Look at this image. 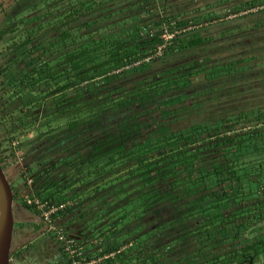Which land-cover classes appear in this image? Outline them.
Masks as SVG:
<instances>
[{
  "label": "flooded vegetation",
  "instance_id": "flooded-vegetation-1",
  "mask_svg": "<svg viewBox=\"0 0 264 264\" xmlns=\"http://www.w3.org/2000/svg\"><path fill=\"white\" fill-rule=\"evenodd\" d=\"M127 2L134 5L126 7L125 12L136 11L145 4V8L155 11L148 17L163 16L160 11L166 5L173 14L192 3ZM225 2L216 1L222 8L231 6L230 10L237 6L233 1ZM210 37L204 46L219 40L214 35ZM33 42H37L36 36ZM198 47L150 59L138 69L100 81L90 95H99V103H105L101 117L82 125L73 136L63 134L56 140L36 141L33 154L44 147V141H50L53 152L64 153L55 160L62 177L72 167L62 164L63 157L87 155L92 146L98 148L95 151L100 158H108L112 150L127 156L116 169L117 175H124L118 186L126 183L123 187L128 190L127 200L132 197L129 189L135 190L134 196L147 195L145 211L136 219V225L143 224V243L136 248V242L129 240L131 253L138 257L136 264H264V165L258 158L248 161L251 154L259 157L264 150V106L259 101L246 100L244 91L246 77L259 74L258 66H247L248 58H214V49ZM229 63H234L236 69L226 71L224 66ZM216 65H220L221 73L209 77L207 70ZM23 66L20 63V70ZM115 97L128 98L127 103L117 107L119 100H113ZM125 124L129 130L122 132ZM196 125L206 128L197 131L190 145L176 148L173 157L165 153L166 146L159 147L165 144L168 132L193 129ZM14 140L21 143L19 138ZM153 143L157 145L151 152ZM18 147L12 145L16 154ZM122 147L126 150L122 151ZM142 148L143 163L139 157ZM50 154L56 155H44ZM83 159L80 157L79 163ZM157 159L158 165H148ZM1 166L5 173L9 171V181L18 173L11 163ZM71 176L60 178V186L75 182L77 177ZM82 182L77 181L80 185ZM252 182L259 184L254 188ZM35 212L36 215H14L10 264H65L61 245ZM72 221L60 222L80 234V220L74 225Z\"/></svg>",
  "mask_w": 264,
  "mask_h": 264
},
{
  "label": "trees",
  "instance_id": "trees-1",
  "mask_svg": "<svg viewBox=\"0 0 264 264\" xmlns=\"http://www.w3.org/2000/svg\"><path fill=\"white\" fill-rule=\"evenodd\" d=\"M120 3V0H5L2 2L0 0L2 9L0 10V49L3 50V54L0 55V100L3 98L0 101L1 164L15 165L18 162L17 155L12 150V142L18 138L16 134L34 132L39 123L50 124L48 133L56 130L62 132L56 135L39 133L33 139L35 141L56 140L63 134L73 136L85 123L97 121L106 105L104 102L99 103L97 100L99 95L93 97L90 93L95 92L96 85L100 81L114 78L144 65L147 61H142L141 64L128 70L115 72L155 53L158 45L164 41L160 29L162 24L175 21V27L172 25L170 27L174 31L175 28L183 29L191 24L204 21H209L208 25L212 26L214 23L210 20H215L207 19L203 13L201 14L203 7H199L192 17H185L183 11L180 10L178 13L156 16L150 22H145V18L155 11L145 8V4L138 6L137 12L133 10V13L127 12L129 15L124 11L126 7L121 11H111ZM132 4L127 6V9H130ZM262 4L264 0L261 2L246 0L236 7L253 9ZM17 9L19 12H16ZM257 12H248L242 16ZM141 18L143 21L140 20ZM35 36L37 37L36 43L33 42ZM211 38L203 36L199 30L194 28L181 31L174 35L161 55L151 59L186 48L202 46ZM20 63L24 65L21 70ZM234 66V63H229L224 67L228 70ZM216 67L220 68V65ZM66 88H69L70 92L64 91ZM127 99L113 98V100H119L117 107L125 105ZM127 124L122 127V132L129 130ZM193 127V129L168 132L165 144H160L159 147L166 146L168 150L165 153L169 158L173 157L176 148L190 145L197 131L206 128V126L201 128L199 125ZM180 142L182 145L179 144ZM36 143L31 139L27 143L21 141L18 153L23 158L30 157L36 150ZM23 145H31L30 150L23 152ZM154 145L157 144L151 145V152H153ZM92 147L93 150L84 156L79 153L64 156L62 164L72 166L69 168L71 171L64 175L79 173L77 177L81 176L80 174L91 177L96 173L98 176L100 172H96L91 167L100 157L95 151V148H98ZM125 148L122 147V151L126 150ZM143 149L139 154L142 163ZM113 153L117 152L114 150L108 152L109 160L112 159ZM49 157L50 155L39 157L38 163L42 167L37 173H32L30 165L27 166L35 180L40 177L48 180L43 190L38 191L37 195L54 202H62L69 197L63 195L64 189L58 182L52 184L54 179L51 174L59 163L56 161L45 163ZM80 157L84 159L79 163ZM126 157L123 155L120 158L121 163ZM158 162L157 159L148 165H158ZM80 165L83 167L88 165V171L82 173L83 169ZM10 184L14 192V200H23L21 202L23 207L33 210L34 208L28 205L24 196L21 195L22 187H14L11 181ZM51 184L55 192L51 190L47 193ZM43 191L46 194H41ZM111 242L113 244L110 247L113 249L120 245L115 241ZM123 256L128 257L129 254L124 253Z\"/></svg>",
  "mask_w": 264,
  "mask_h": 264
},
{
  "label": "rangeland",
  "instance_id": "rangeland-1",
  "mask_svg": "<svg viewBox=\"0 0 264 264\" xmlns=\"http://www.w3.org/2000/svg\"><path fill=\"white\" fill-rule=\"evenodd\" d=\"M2 1H5V0H1V2ZM184 1L187 2V0H181V3H184ZM216 1L218 0H191L192 3L188 4L184 8H181V10L183 11L185 17H192L193 15L196 14L195 10L197 8L203 7L202 8L203 11H201V14L203 13L207 17V19L209 18L215 19V20H210V21H213L214 23L212 24V26L208 25L209 21H204L202 23L195 24L196 25L195 29L199 30L203 36L214 35L215 37L219 39L216 42H212L211 44L207 45L211 49H214V51L212 52V55L214 56V58L220 55H224L226 57L232 56L233 58H236V59L248 58L247 66L252 63H257L258 58L261 57L260 55V52H262L261 45L264 46V43L263 44L260 43L261 42L260 40L262 39L264 40V34H262L264 33V31L260 32L262 29L258 30L257 28H255L254 24L256 23V21L259 20L260 15L264 14V10L258 13L248 15V16H242L247 13L248 9L246 8L242 9L239 7L237 8L236 6H234L233 9L230 10L228 8H230L231 6L222 8V6H219V3H216ZM225 1H227L225 3H230L233 1L232 3L234 5H238L244 2L245 0H225ZM261 1L262 0H260V2ZM120 2L121 3L119 6L123 8L131 4V3L128 4L129 2L125 0H120ZM122 5H126V6H122ZM206 5H208V7H206ZM261 6H264V4H262ZM170 8L168 9V5H166L165 7L162 8L164 10L160 11L162 12L161 14H163V16L169 15L171 12ZM257 8L258 7H256L254 9L255 11L253 12H256ZM235 9H238V10H235ZM0 10L2 9L0 8ZM166 11L168 12L166 13ZM130 13H133V12H130ZM155 16L148 17L146 21H149V20L151 21L155 19L156 18ZM200 24H203V26H200ZM258 24H261V22L259 21ZM207 46L202 45L198 47L197 49L199 48L204 49V47L206 49ZM256 47H258V49H256ZM232 68L231 69L228 68V70L226 71H230V70L233 71L236 69L235 67H232ZM238 68H243V67L241 66ZM251 72L255 73V70H251ZM258 72L259 74L256 73L255 76L252 75L250 77H246L247 78L246 85L244 86V91L246 93L245 98L248 101L252 100V102L259 101L263 103V106H264V73L262 76L260 75V70H258ZM206 73L210 77L211 75H219L221 73V70L218 67L215 68L214 66L213 68L208 69ZM256 78L258 80L255 81ZM237 82L239 81H236L235 83ZM49 125L44 124V123H39V126L38 127L36 126V128L34 129V132L29 131L28 133H25V134L18 133L16 135L18 138L21 137L20 139L23 143H27L28 141H30V139L36 143V141L33 139H35V137L39 133L44 132L47 135H56L62 132V131L56 130L54 132L52 131L48 133ZM24 136H27V137H24ZM41 145H43L44 147L40 149L39 152L32 154L30 157L22 158V160H19L15 164V166L13 165L14 170L18 173L13 175L11 179V183L14 187H19V186L22 187V189L20 190L21 195L22 194L24 195V193H28V192H23L24 191L23 188H27L24 186L26 182L24 171H26L27 174H29L28 176L33 178V183H32V186L30 187V190H32L33 188L34 191L38 193V191L43 190L42 188L48 183L47 179L44 180L43 177H40L39 179L35 180L33 175L30 174V171H32V173H37L39 168L42 167V165L40 164L39 166V163H38L39 157L44 156L45 152L56 154L54 156H51L50 154V157L45 160V163L46 161H50V163H53V161L59 159V157L64 154V153L53 152L49 147L50 141H44L43 144ZM22 147H23L22 148L23 152L25 151L28 152L30 150L31 145H25V146L23 145ZM122 156L123 154L113 153L112 159L108 161H107L108 159L107 157H103V158H99L98 160L94 162V166H92L91 169L94 168L96 172L99 171L101 178H103L102 180L101 178H98L100 176L96 177V173L91 175V177L84 176L83 174H80L81 176L77 177L79 173L78 174L76 173L75 175L71 176V178H74V179L77 177L76 181L70 182L68 186L62 185L63 187L62 189H64L63 195L69 197L66 200L68 199L73 200V201L78 200L76 201L78 204V206L76 207L77 211L81 207L83 212L86 215L89 214V211H91L92 213V214H89L88 217H85V218H82L81 216L77 215L75 216V219H73L72 221L73 223H76L77 220H80L79 222H81L80 226L82 228V232L78 235L82 236V238H100L101 237L103 238V246L105 247L109 245V242L112 238L113 240L111 241L113 242L115 241L117 244H123L126 241L134 240V242H136V248H137L143 243L144 235L140 234V228L143 227V224L138 223V225H136V222H137L136 219L139 217V215H142L143 212L145 211V208H146L145 203H146L147 195L142 194L141 196L140 195L134 196L135 190L130 191L129 189V192L131 193L132 197L130 200H127L128 190L127 188L123 187L126 183L124 182L121 184V187L125 188L124 190H122V188L118 186L119 183L117 182L121 181V179L124 177L123 174L117 175L118 171H116V169L119 166H122L121 159H120ZM256 158L260 159L259 162L261 164L263 163L264 165V150L261 152L259 157L255 156L254 154H251L248 157V161L252 160L253 162H255ZM28 164L30 165V171H29V167L27 166ZM97 166L99 167L98 169H97ZM82 169H83V171H81L82 173L85 171L87 172L88 165H85L84 167L82 166ZM8 172L9 171L6 170L7 176L8 178H10V174ZM60 172L61 171L57 172V168H56V170L52 173L54 174L53 178L55 179L52 184L56 182L59 183L60 178L61 180L64 179L62 176L59 175ZM262 176L263 178L261 179V181H264V174H262ZM86 177H89V178H86ZM82 178H83L84 183L82 182L80 185L79 183H77V181H80ZM101 181H104V182H101ZM258 184L259 182H252V187L255 188ZM51 185H49L48 187L49 189L47 193H49L51 190L52 192H55L54 186L53 185L51 186ZM82 185H84V187ZM111 187L114 188L113 191L110 190ZM41 194H46V193L43 191L41 192ZM15 203L16 201L14 202V206H15ZM98 204L100 207H97ZM104 216H107V217H104ZM126 253L129 254V256L128 257L123 256L121 257V260L126 261L128 263L136 264L137 259H138L137 254L131 253V248L127 250Z\"/></svg>",
  "mask_w": 264,
  "mask_h": 264
},
{
  "label": "built area",
  "instance_id": "built-area-1",
  "mask_svg": "<svg viewBox=\"0 0 264 264\" xmlns=\"http://www.w3.org/2000/svg\"><path fill=\"white\" fill-rule=\"evenodd\" d=\"M255 8L248 9L246 14L255 11ZM263 8L264 6H258L256 12ZM175 24V21H172L169 23L166 22L160 26L161 37L164 41L158 45L154 54L148 55L144 59L137 60L132 64H128L115 72H122L124 69L128 70L135 65L137 66L141 64L142 61H149L151 58L161 55L164 48L170 43L175 34L196 28L195 24H191L183 29L175 28L173 31L170 27L171 25L175 27ZM200 26H203V24H200ZM19 143V140H13L12 145L14 148H17ZM16 155L17 161L22 160L23 156L18 152ZM24 172L26 179L25 187L30 188L33 183V178L28 176L29 174H27L26 171ZM23 196L25 202L39 213L42 220L46 223L48 230L55 235L65 253V264H131L121 260V257H123V254L132 247V241H126L125 243L116 246L114 249L110 246L105 247L103 246V238H78L74 235L75 233L71 232L58 220V214L61 211L74 206L76 204L75 201L68 199L62 202H54L30 192L24 193Z\"/></svg>",
  "mask_w": 264,
  "mask_h": 264
},
{
  "label": "water",
  "instance_id": "water-1",
  "mask_svg": "<svg viewBox=\"0 0 264 264\" xmlns=\"http://www.w3.org/2000/svg\"><path fill=\"white\" fill-rule=\"evenodd\" d=\"M97 207H100L99 204ZM77 213L79 214L78 216L83 218L92 214L91 211H89V214L86 215L81 207ZM14 223V192L0 163V264H10ZM68 229L71 230L72 228L69 227ZM74 235L78 238H82V236L78 234Z\"/></svg>",
  "mask_w": 264,
  "mask_h": 264
},
{
  "label": "crops",
  "instance_id": "crops-1",
  "mask_svg": "<svg viewBox=\"0 0 264 264\" xmlns=\"http://www.w3.org/2000/svg\"><path fill=\"white\" fill-rule=\"evenodd\" d=\"M259 21L261 22V24H258ZM263 21H264V14H261L260 17H259V20L256 21V23L254 24L255 25V28H257L258 30H261L262 29L260 32H263L264 31V22ZM228 29H230V28H228ZM262 34H264V33H262ZM260 41H261L260 42L261 44L264 43V42H262V41H264L263 39L260 40ZM261 47H262V49H261L262 52H260V55H261L260 58L261 59L258 58V60H257V66H258V70H260V75L263 76V73H264L263 72V70H264V52H263L264 51V46L261 45ZM258 63H260V64H258ZM23 189H24L23 192H30V193H33V194H36L37 193L36 191H34L33 188H32V190H30V188H29L30 191L28 190V188H23ZM76 201H78V200H76ZM21 202H23V200L22 201H16L15 206H14V215H36L37 214L35 212V210L33 211L31 209L24 208ZM77 206H78V204L76 202V205L75 206H72V207H70V208L62 211L61 213H59L58 215H60V216H58V220L59 221H63V220H67V219H72V220L75 219V216L79 215L77 213L78 211L76 210L77 209L76 208ZM74 224L75 223H73V225ZM111 240H113V238ZM111 240H110V242H111ZM110 242H109V245L108 246H112L113 243L112 242L110 243Z\"/></svg>",
  "mask_w": 264,
  "mask_h": 264
}]
</instances>
